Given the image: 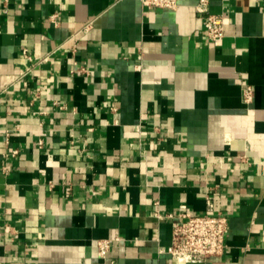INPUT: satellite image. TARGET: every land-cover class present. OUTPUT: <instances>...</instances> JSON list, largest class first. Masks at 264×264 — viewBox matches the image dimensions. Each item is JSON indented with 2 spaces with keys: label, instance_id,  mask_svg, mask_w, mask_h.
<instances>
[{
  "label": "crops",
  "instance_id": "crops-1",
  "mask_svg": "<svg viewBox=\"0 0 264 264\" xmlns=\"http://www.w3.org/2000/svg\"><path fill=\"white\" fill-rule=\"evenodd\" d=\"M199 2L0 0V264H182L160 251L207 197L206 264H264V0H209L219 47Z\"/></svg>",
  "mask_w": 264,
  "mask_h": 264
},
{
  "label": "built area",
  "instance_id": "built-area-1",
  "mask_svg": "<svg viewBox=\"0 0 264 264\" xmlns=\"http://www.w3.org/2000/svg\"><path fill=\"white\" fill-rule=\"evenodd\" d=\"M181 0H140L141 4L149 9L176 10ZM197 13L202 16L204 28L209 40L219 47L225 39V23L220 15L210 12L209 0H200L196 6ZM52 20L57 15L51 16ZM88 25L84 30H88ZM74 48L73 51H76ZM25 57L31 59L25 51ZM47 60L44 58L43 61ZM254 99V89L247 85L243 89V100L251 104ZM5 143L9 144V133L6 135ZM17 150L13 152L17 154ZM207 208L204 213L195 215L189 212H182L179 221L172 223V242L167 249H161V253L169 255L173 260L182 264H206L209 259L224 255L226 249V233L229 225V218L220 210L216 209L214 199L207 197ZM159 220L173 218L172 214L162 215L159 210L155 212ZM111 240L103 239L97 242L98 254L106 258L112 247Z\"/></svg>",
  "mask_w": 264,
  "mask_h": 264
}]
</instances>
